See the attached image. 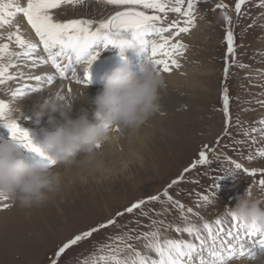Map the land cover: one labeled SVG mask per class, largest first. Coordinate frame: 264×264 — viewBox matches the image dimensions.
<instances>
[{"label":"rangeland","instance_id":"374dc122","mask_svg":"<svg viewBox=\"0 0 264 264\" xmlns=\"http://www.w3.org/2000/svg\"><path fill=\"white\" fill-rule=\"evenodd\" d=\"M218 2L221 0H207L199 6L196 25L201 26V30L198 28L199 30L195 32L193 28L190 33L181 34L176 38L188 45L185 56L189 60V69L193 71L195 78L191 87L185 91L182 105L174 106L169 113L161 111L156 114L161 122L172 124L171 131L164 133L152 128L155 134L149 135L144 144L140 143L142 145L139 149H135L134 153L137 157L132 162L124 158L117 164H111L112 169L120 170L119 167L129 163L125 170L107 176V179L101 178L100 175H97V178L101 180L95 179L86 170L80 175L75 170V174L65 176L62 172L66 166L62 168L59 166L58 170L56 165L53 168L61 172L62 183L59 190L51 194L48 200L31 208L20 207L11 199L6 201L11 206L6 209L0 208V264H51L55 252L68 239L99 222L113 218L117 211L137 200L161 193L182 173L185 179L173 185L169 189V194L185 206V213L190 207L193 213H199V217H203L204 221L211 222L226 217L231 206L235 205L246 190L256 197L264 198L260 186L254 183L255 177L243 171H238L236 176H225L221 171L223 165L227 163L226 158L250 170L264 169V158L256 155L257 150L264 145L252 143L247 134L252 126H257L264 118V107L258 103L264 101V17L262 15L264 9L258 6V0H250L244 6V14L238 20L232 10L235 0H223L230 6L228 14L235 22L234 31L239 44L237 59L247 67H233L227 80L231 98L230 111L234 123L230 134L222 138V145L216 148L211 156L213 163L210 167L198 166L184 173V169L190 167L198 158L201 146L213 145L224 131L225 117L221 110V90L226 52L225 21L221 11L215 7ZM116 10V7L107 5L104 0H83L81 4L65 5L55 10V19L61 22L69 19H91L98 23L113 15ZM172 19L184 18L179 14L169 13L165 23L171 22ZM197 31L202 34L200 38L197 37ZM17 49L16 45H11L12 51ZM42 54L46 53L43 51ZM148 56L149 53L143 56L144 63ZM48 65L51 67L50 64ZM54 69L51 67L52 75L58 78ZM17 70L21 71V67ZM134 70L140 74V69L134 68ZM35 74L28 72L22 79L0 85V99L10 103L12 117L29 131L34 142L42 144L45 139L44 129L51 130L53 126H46L42 118L37 120L32 114H26L16 108L14 97L11 95V91L17 89L20 82L22 85L25 83L36 85V81L29 79V76ZM57 78L56 82L42 86L35 93L56 90L74 99L76 95L82 96L78 90L89 89L77 83H75L76 88H73L74 85L71 86V82L67 79L66 83L60 86L59 81L62 79ZM69 86L72 88L67 92ZM98 89L102 87L99 86ZM35 93L29 92L26 96L30 94L34 96ZM93 107L96 105L93 104ZM115 132L117 135H122L124 131L115 130ZM137 134L139 135L140 132ZM8 139H11L10 132L0 123V142ZM250 152L254 157L251 161L247 158ZM24 155L28 161L45 162L42 157L27 150ZM215 176L224 178L220 181V187L214 189L215 195H212V180ZM197 194H208L211 203L197 206ZM164 207L167 211L157 219H163L166 224L185 223L180 218V212L172 210L170 203ZM150 208L159 209L161 205L151 203L144 206L145 211ZM188 215L192 223L197 225L202 223L199 217ZM148 224L149 218L141 216L139 210L134 214H126L119 218L116 226L95 234L91 240L69 250L59 264H77V259L81 255L93 252L109 235L126 228L146 230L145 226ZM165 236L173 239H191L186 233L178 234L171 228L165 231ZM256 245L264 246L259 243ZM251 251L253 252V249ZM261 251L257 253L258 255L255 253L257 259L254 261L245 256L235 259L233 263L237 261L260 264L261 258H264V252Z\"/></svg>","mask_w":264,"mask_h":264},{"label":"snow or ice","instance_id":"6c2138e0","mask_svg":"<svg viewBox=\"0 0 264 264\" xmlns=\"http://www.w3.org/2000/svg\"><path fill=\"white\" fill-rule=\"evenodd\" d=\"M82 2L83 0H27L26 6H21L16 0H0V27L11 26L17 14H23L39 38V44L28 41L20 35L17 26L6 39L14 41L20 51H12L10 43L0 44V85L23 78L24 72L18 70L13 72L12 69H19L21 61L25 59L32 60V66L50 61L60 79L90 85L93 82L91 68L100 55V52L94 49V45L100 42H103L105 48L109 45L119 48L121 57H124L125 51L130 48L149 50V61L155 68L159 72L170 73L173 68L178 69L182 66L179 58L185 55L188 48L187 44L176 38L181 34L190 33L196 26L199 6L207 0H104L107 5L114 6L117 10L98 23L91 19H69L66 22L55 19V10ZM249 2L250 0H235L232 10L236 13L237 20L244 14V6ZM258 6L264 9V0H258ZM215 7L221 11L225 21L226 52L221 90V110L225 117L224 131L213 145L201 146L198 158L190 167L184 169V173L198 166L210 167L213 163L211 156L216 148L222 145V138L230 134L234 123L230 111L231 98L227 80L233 67H247L237 59L239 44L234 31L235 22L228 14L230 6L221 0ZM169 13L179 14L184 19H172L171 22L165 23ZM126 31L131 32V39L122 36ZM168 33L171 35H166ZM40 45L47 53L46 58L35 55ZM79 66H83L82 71L79 70ZM56 78L52 75L29 76L30 80L37 82L36 85L25 83L22 88L11 91V95L14 98L24 96L44 85L52 84ZM60 100L68 103L69 98L60 95ZM258 103L264 107V101ZM0 123L9 130L12 140L19 142L25 150L42 157L45 167L56 166L57 162L48 158L40 145L34 142L29 131L12 117L11 105L3 99H0ZM116 130L119 131L118 128ZM247 134L252 143L264 145V118L257 126H252ZM100 147L97 145L98 149ZM256 155L264 158V147H260ZM247 158L249 161L253 160V154L250 152ZM226 160L227 163L221 169L225 176H236L238 171H243L256 178L254 183H258L264 194V169L250 170L234 160L227 158ZM223 178L222 176L213 178L212 195H215L214 189L220 187ZM184 179L182 173L161 193L137 200L117 211L113 218L74 235L58 248L51 264H59L69 250L91 240L95 234L116 226L119 218L126 214H134L137 210L141 216L149 218L146 230L126 228L111 234L103 243H99L93 252L81 255L77 259V264H232L235 259L245 256L256 260L257 257L251 251L249 242L255 241L264 245V223L242 221L230 211L226 217L211 222L204 221L203 217H199V213H193L190 207L185 213V206L169 194V189ZM197 195V206L211 203L208 194ZM8 200V196L0 195V201H4L0 203V208L10 207L11 205L6 203ZM151 203H158L161 208H150L145 211L144 206ZM169 203L172 210L180 212V218L185 221L183 225L171 222L166 224L163 219H157L167 211L164 206ZM188 214L199 217L202 223L200 225L192 223ZM168 228L178 234L186 233L191 239L167 238L165 231Z\"/></svg>","mask_w":264,"mask_h":264},{"label":"clouds","instance_id":"9594fccd","mask_svg":"<svg viewBox=\"0 0 264 264\" xmlns=\"http://www.w3.org/2000/svg\"><path fill=\"white\" fill-rule=\"evenodd\" d=\"M101 82L103 87L94 100L92 119L87 111L73 119L71 103L61 104L59 93L53 94L34 114L37 120L48 111H60L64 117L60 124L50 118L53 129H44L45 139L39 144L56 165L67 164L81 153H94L97 145L102 147L115 139L113 133L117 128L120 131L139 128L161 112L160 92L165 79L150 61L138 75L124 55ZM24 153L25 149L15 140L0 142V195L8 196L20 207L31 208L58 191L62 177L53 167L29 163ZM230 212L242 221L264 223V198L246 190Z\"/></svg>","mask_w":264,"mask_h":264},{"label":"bare ground","instance_id":"6f19581e","mask_svg":"<svg viewBox=\"0 0 264 264\" xmlns=\"http://www.w3.org/2000/svg\"><path fill=\"white\" fill-rule=\"evenodd\" d=\"M16 2L19 3L21 6H26L27 0H16ZM263 17H264V15H263ZM17 26L19 27L20 35H22L28 41L39 44V38L36 36L34 29H32L31 26L27 23V19H26V17L23 16V14H17V16L13 20V23L11 26L0 27V42L2 44L3 43H10V46L15 45L14 41H8L6 38L10 33L14 32L16 30ZM198 28L200 29L201 26L199 27V25H196V27H194L193 30L196 32V30ZM195 32H194V34H195ZM197 33H198V31H197ZM201 35L202 34L199 32L197 37L200 38ZM122 36L124 38H127V39L132 38V34L130 31H126V32L122 33ZM100 43L102 44V42H100ZM17 51H20V49H17ZM101 52H104V51H101ZM42 53H43L42 45H40V48L38 49V51L35 55L39 58H46V54H42ZM125 53L128 55V59L133 60L131 62V66H132L133 70H134V68L135 69H141V68H139V66L149 62V56L146 57L145 63H144L145 60L143 58V56L148 54V53L150 55L149 50H139L138 51L136 49L130 48V49H127L125 51ZM186 53H187V51H186ZM179 59H180L181 65H182L180 68H178V69L173 68V70L170 73H164L161 71V73L163 74V77L165 79V87H163L161 89V92H160L161 111L168 112V113L171 109H173L174 106H180L183 104L184 98H185L184 97L185 91L187 90L188 87H191L192 82L195 78L194 75L192 74L193 71L191 69H189V60H187V57L184 55L183 57H180ZM32 64H33L32 60H28V59L22 60L21 61V71L22 72L25 71L24 72L25 74H28V72H30V73H36L35 75H40V76H43L42 74L45 75V73H48L51 75L53 73L51 71V67L48 65V63H40V64H36L35 66H32ZM82 67L83 66H79V70L82 71ZM96 68H98V66H96L95 68H91V71H94ZM12 71L15 72V71H17V69H12ZM95 72L96 71H94L93 73L95 74ZM137 73H138V71H137ZM97 77H101V73H99L97 75ZM65 80L66 79H62L61 81H59V85L63 86L66 83ZM69 82H71L70 83L71 86L74 85L73 86V88H74L76 82H74L73 80H69ZM33 83H35V82H33ZM77 84L79 85V83H77ZM101 84H102L101 79L98 80L96 78L94 80V82H92L88 86L81 85V87H89V89L78 90V92H80L82 96L76 95V97L74 99L71 97H68L66 94H61L60 93L61 91L58 92L56 90H48V91L43 92V93L41 91L38 93H35V91H34V93H35L34 96H32L30 94L27 96L24 95V96L13 98V102H14V105L16 106V108H19L20 110H22L26 114H28V113L32 114L36 118V116L34 114L36 112L40 111L41 106L45 103V101L52 97V95H49V94H52L55 92V93H59V95L67 96L69 98L68 103H71L70 115L73 119L78 118L85 111H87V113L89 114V118L92 119L95 108H96V107H93L94 100H95L96 96L102 91V89H98L99 85H101ZM96 85H98L96 88H94V87L92 88V86H96ZM17 87L18 88L23 87L21 82H20L19 86L17 85ZM102 87H103V85H102ZM71 88L72 87H70V89ZM66 91L68 92V90H66ZM46 93H48V94H46ZM72 94H74V93H72ZM46 95H47V97L49 95V97L47 98ZM60 103L63 104L65 102L61 101ZM193 114H195V112H193ZM50 118H54L56 124H60V123L64 122V117L61 115L60 111H56V112L48 111L45 113V115L42 117V119L45 121L44 124H46V126H50V125L53 126V124L50 123ZM159 121H160L159 117L154 115L146 123H144L142 126H140L139 129H137V128L126 129V130H124V132H122V135H120V134L117 135V133L114 131L113 135H114L115 139L112 142L104 144L101 149H97L92 154L81 153L80 155H78L76 158H74L69 163L60 164L57 166V168L59 170L60 167L62 168L65 165L66 168L62 172L63 174H65V176H71V174H75L76 172H79L78 174L80 175V173H83L86 170L87 172H89L92 175V177H94L95 179H98V180H101V179L97 178V175H100L101 178H106V179L108 178L107 176L116 175V173L119 172L120 170L121 171L125 170L128 167L129 163H126L122 167H119L120 170H117L118 168L112 169L111 164H113V163L117 164L118 161H121L124 158H125V160H129L132 162L137 157V156H135V153H134L135 149H139L140 145H142L140 143L144 144V141L148 139L147 137L149 135L155 134V133H153L154 130H152V128L158 129L164 133L171 131L170 128L172 127V124H170L169 122H164V121L161 122L162 120L160 122ZM137 131L140 132L139 135L137 134L138 133ZM121 136H122V138H121ZM28 162L33 163V164H44L45 163V162H40V161L35 162L34 160L33 161L30 160ZM75 170H77V171L74 172ZM97 172H99V173L96 174ZM59 173H61V172H59ZM249 247H250V249H253L254 254L255 253L257 254L263 248V247H259L258 245H256L255 241L249 242ZM233 264H251V262H237V261H235V263H233ZM260 264H264V259L261 260Z\"/></svg>","mask_w":264,"mask_h":264}]
</instances>
